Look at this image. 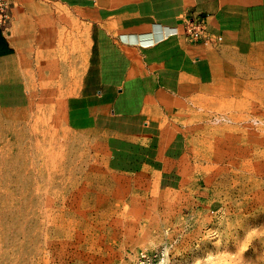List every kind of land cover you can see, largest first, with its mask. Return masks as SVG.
<instances>
[{"label":"rangeland","instance_id":"obj_1","mask_svg":"<svg viewBox=\"0 0 264 264\" xmlns=\"http://www.w3.org/2000/svg\"><path fill=\"white\" fill-rule=\"evenodd\" d=\"M8 1L16 62L37 87L0 103V264H141L143 253L147 264H264V0H229L245 5L252 39L212 43L202 93L153 103L185 144L174 189L156 167L118 168L107 137L67 122L95 61L93 20L53 0ZM84 28L88 43H68Z\"/></svg>","mask_w":264,"mask_h":264},{"label":"crops","instance_id":"obj_2","mask_svg":"<svg viewBox=\"0 0 264 264\" xmlns=\"http://www.w3.org/2000/svg\"><path fill=\"white\" fill-rule=\"evenodd\" d=\"M53 1L86 13L95 23V61L81 92L67 101V122L107 137L118 168L156 167L161 186L178 187L185 144L179 134L170 135L151 117L153 103L162 96L190 99L214 81L216 50L210 42L190 41L184 35L185 18L193 12L204 14L212 40L232 41L242 50L252 39L243 19L245 5L229 0ZM173 29L178 33H170ZM86 31L87 38V28L80 33ZM78 37L68 43H88V38ZM18 51V40L0 26L1 105L23 92L21 88L34 85L16 62ZM60 69L61 65L49 75H55V86ZM38 75L40 86L51 84L43 72ZM79 80L80 76L72 81L71 90H77Z\"/></svg>","mask_w":264,"mask_h":264},{"label":"built area","instance_id":"obj_3","mask_svg":"<svg viewBox=\"0 0 264 264\" xmlns=\"http://www.w3.org/2000/svg\"><path fill=\"white\" fill-rule=\"evenodd\" d=\"M12 5L8 0H0V26L5 27L12 13ZM207 18L204 16L191 17L184 25L183 33L190 41H204L213 43L211 36L207 33ZM178 32L176 31V34ZM221 41L222 38L216 39ZM148 256L141 254V264H147ZM158 264H162L158 262Z\"/></svg>","mask_w":264,"mask_h":264},{"label":"bare ground","instance_id":"obj_4","mask_svg":"<svg viewBox=\"0 0 264 264\" xmlns=\"http://www.w3.org/2000/svg\"><path fill=\"white\" fill-rule=\"evenodd\" d=\"M176 31H177V29H173V30H171V32L170 33H176ZM164 34V33H163ZM48 85H45V84H43L42 86H40L41 87V92H46V87H47ZM36 87L37 86H35V87H31V88H28L27 87V89H23L24 91L25 90H27V91H29L30 92V97H32L33 96V94L35 93V91H36ZM41 98H42V95H41ZM264 234V233H263ZM250 235V234H249ZM256 235V234H255ZM254 236V235H253ZM259 237H261L260 235H259ZM241 238V237H240ZM249 238V237H248ZM244 239V238H243ZM242 240V239H241ZM246 239H244V241H245ZM249 240V239H248ZM252 240V239H251ZM254 240V239H253ZM243 241V242H244ZM246 242V241H245ZM256 242V241H255ZM247 243V242H246ZM240 244V243H239ZM250 244V243H249ZM247 245V244H246ZM261 254V253H260ZM242 255V254H241ZM264 256V255H263ZM264 258V257H263ZM236 259V258H235ZM242 260V259H241ZM250 260V259H249ZM252 260V259H251ZM264 260V259H263ZM233 261V260H232ZM240 261V260H239ZM247 261V260H246ZM253 261V260H252ZM261 261V260H260ZM251 262V261H250ZM259 263V262H258Z\"/></svg>","mask_w":264,"mask_h":264}]
</instances>
